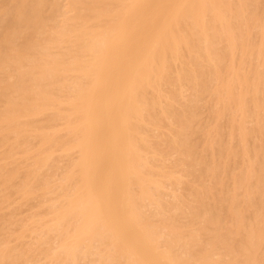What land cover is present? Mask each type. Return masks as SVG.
<instances>
[{"label": "bare ground", "instance_id": "bare-ground-1", "mask_svg": "<svg viewBox=\"0 0 264 264\" xmlns=\"http://www.w3.org/2000/svg\"><path fill=\"white\" fill-rule=\"evenodd\" d=\"M258 3L3 0L0 147L8 144L10 155L21 152L34 159L22 192H34L41 166H53L58 154H75L50 206V229L59 240L53 256L61 264H77L91 254L100 264H262L264 149L259 145L253 162L233 176L234 189L242 188L243 204L229 191L209 206L206 198L215 195L213 186L194 189L189 213L209 228L207 240L194 229L183 233L172 220L156 224L142 209L145 200L160 206V181L144 155L149 148L144 129L159 127L161 115L171 114L181 125L179 139L170 143L191 168L195 145L185 130L192 128L196 103L207 92L215 95L217 114L229 109L239 117L244 154L251 131L243 125L249 101L263 110L254 113L264 135V11H258ZM58 14L59 23L41 38L38 34ZM252 26L260 32L255 43L250 42ZM235 49L241 51L237 65ZM249 53L257 55L261 67L246 68ZM179 83L194 89L185 113L163 106V86ZM175 90L167 91L174 96ZM44 116L46 122L39 123ZM31 138L37 139L35 152ZM16 175L12 172L5 180ZM246 209H252V216ZM222 211L230 215L229 224Z\"/></svg>", "mask_w": 264, "mask_h": 264}, {"label": "rangeland", "instance_id": "rangeland-1", "mask_svg": "<svg viewBox=\"0 0 264 264\" xmlns=\"http://www.w3.org/2000/svg\"><path fill=\"white\" fill-rule=\"evenodd\" d=\"M1 1L3 2V0H0V4L2 3ZM58 1L64 4L66 0ZM263 4L264 0H259L258 11L260 13L264 11ZM60 20L61 16L59 14L55 18L49 19L47 30L38 35L41 38H45L52 31L49 30V27L56 25ZM259 39V28L252 26L250 28V42L255 43ZM221 44L225 46L223 42L220 43L219 47ZM240 52L239 49H235L234 56H236V65L238 64ZM254 65H259L258 57L255 53H249L246 56L245 66L249 69ZM163 89L166 93V96L163 98L164 107L171 104V107L175 108V110L178 109L177 111L188 112L187 105L192 104L190 99L193 98L191 96L193 95L192 91L194 92V89L189 87V84H165ZM166 89L168 91L176 89L175 91L177 93L174 96L173 94L170 95V92ZM150 91L148 97L152 98L153 92L152 90ZM260 94H258L259 97L262 96ZM172 96L173 98L175 96L177 97L173 99ZM203 98V101L202 99L199 100L202 101L201 103L199 101L196 103V105L198 104V108H196L197 114L194 118L192 128L185 130L195 145V163L193 168L188 165L189 160L187 159L186 161L185 156L177 151V147L174 144L170 143L171 139H179V130H181V125L178 124L179 122H175L176 119L171 114L161 115L159 127L155 125L145 126L144 130H146L149 148L144 151V155L154 177L160 181V188L157 191L160 206H156V204H151L149 200H145L142 209L154 223L164 225L163 220H168L169 223L172 220L182 228L183 233H186L189 229H194L200 233V237L205 241L210 232L208 231L209 228L203 226L199 221L192 220L189 213V207L195 204L194 189L201 190L203 185L213 186L215 197L208 196L206 198L209 206L217 203L218 196L229 191L238 194L237 200L240 204H243L244 197L241 194L242 188L237 187L234 189L233 176L242 172V169L248 164L249 160L253 162L254 149L258 145L264 149V135L257 129V118L254 113V111L259 109L260 113H263V110L260 107H255L253 101H249L251 105H247V109H250L243 119V125L251 131L247 136L245 145L247 153L244 154L242 144L240 143L239 117H233L229 109L221 114H217L215 109L219 105L216 102L215 95L211 92L205 93ZM44 120L45 116L39 120V123H45L46 121ZM31 141L33 142L31 151L35 152L38 148L37 139L31 138ZM175 147L176 149H174ZM9 148L10 145L8 144H3L0 147V164L3 166L0 171V264H61L59 259L53 256L55 252L59 251V240L57 232L50 229V224L52 223L50 206L53 199L61 191L58 183L66 172L71 158L75 154H72V156H63L56 153L55 155L57 156L58 154L59 158H54L52 162L53 166L50 164L40 167L39 173H41V177H39L40 181H37L34 192L24 194L21 190L22 184L27 177V169L33 163L34 159L21 152L10 155L13 151H8ZM55 159L57 160L55 161ZM61 165L62 167H59ZM211 167H216V172L215 170L213 172ZM188 171L190 174H188ZM12 172H17V175L5 180V177H8ZM225 184L227 186L230 184L231 188L229 190L228 188L225 189ZM254 186L255 184L251 185V188L253 189ZM222 212L224 218L228 220L227 224H229L230 215L226 211ZM245 214L248 217L252 216V209H246ZM197 249L198 246L195 250ZM2 250L6 251V256H2L4 254ZM10 251L14 254H11ZM262 253V264H264V248ZM15 257L17 258L15 259ZM95 258H97V255L91 254L79 259L77 264H100L99 261H95ZM13 259L15 260L12 261Z\"/></svg>", "mask_w": 264, "mask_h": 264}]
</instances>
